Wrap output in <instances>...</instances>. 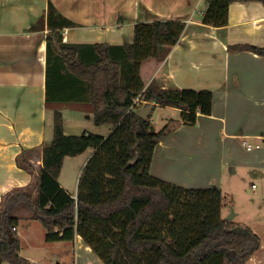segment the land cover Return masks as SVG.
<instances>
[{"label":"crops","instance_id":"obj_1","mask_svg":"<svg viewBox=\"0 0 264 264\" xmlns=\"http://www.w3.org/2000/svg\"><path fill=\"white\" fill-rule=\"evenodd\" d=\"M49 2L76 25L61 30L62 41L78 45L84 62L96 60L94 44L132 43L136 23L191 19L162 62L149 58L142 63L140 76L145 86L154 80L163 89L211 91V113L199 114L194 125H181L159 142L149 172L183 188L220 189L222 217L232 208L233 221L260 237L247 264H264V56L227 49L264 47V4L231 3L226 26L215 28L201 23L207 8L203 0H0V200L31 181L16 157L34 148L31 162L40 165L41 151L52 140L55 111L62 115L66 135L106 137L112 131L111 125H95L87 84L68 73L54 47H47ZM144 105L137 103L136 110ZM179 114L176 108L156 106L150 121L159 130ZM247 144L259 147L247 150ZM92 153L87 149L64 159L58 183L74 197ZM21 223L34 232L39 222L20 217L14 230L20 247ZM43 240L31 244L26 256L34 264H103L79 235L48 242L44 231Z\"/></svg>","mask_w":264,"mask_h":264},{"label":"trees","instance_id":"obj_2","mask_svg":"<svg viewBox=\"0 0 264 264\" xmlns=\"http://www.w3.org/2000/svg\"><path fill=\"white\" fill-rule=\"evenodd\" d=\"M203 1L207 8L201 23L215 28L226 26L231 3L264 4ZM46 23L47 47H54L68 73L87 84L95 125H111L112 131L106 137L66 135L62 115L55 111L52 140L41 151L40 165L35 168L31 162L36 149L21 151L16 165L31 181L0 200V264H34L19 255L20 240L13 228L20 209L41 224L46 241H72L79 235L103 264H247L260 247V237L248 225L222 217L220 189L183 188L149 172L155 146L212 109L209 90L163 89L154 80L145 86L140 76L145 60L162 62L178 43L185 23H136L132 43L92 45L97 55L93 62L79 58L78 45L62 41L61 30L76 25L50 2ZM227 49L264 56V47L238 44ZM137 96L144 104H154L146 120L130 108L131 98ZM156 106L178 109L180 119H170L156 130L150 122ZM87 149L93 153L74 197L61 188L58 178L64 159Z\"/></svg>","mask_w":264,"mask_h":264},{"label":"rangeland","instance_id":"obj_3","mask_svg":"<svg viewBox=\"0 0 264 264\" xmlns=\"http://www.w3.org/2000/svg\"><path fill=\"white\" fill-rule=\"evenodd\" d=\"M202 3H203L202 5H207L206 2H204V1ZM196 8L199 9V10H201V8H203V7L200 6V4H198ZM190 22H191V19L190 18H188V19H186L184 21V23H190ZM155 115H157V112L154 113V116ZM153 126H154V124H153ZM66 173L67 172H65V175H66ZM65 178L67 179V175H66ZM17 213L19 214L20 217H27L28 216L27 211H25L23 209H20ZM33 228H34V232H29V231H27V227H25L23 225V223L20 224V227H19V231L18 232L22 236V245H21V247L19 249V254L23 258H26V256H30V254L32 253V249H31L32 246H31V244L34 245V244H38L40 242L41 243H44V240H43L44 230H43L42 226L39 223H37L36 226L33 227ZM15 230H16V228H15ZM51 251H53V250H51ZM34 254H36V253H34ZM52 257L54 258V255H52ZM1 264H10V263H8V262H2Z\"/></svg>","mask_w":264,"mask_h":264},{"label":"water","instance_id":"obj_4","mask_svg":"<svg viewBox=\"0 0 264 264\" xmlns=\"http://www.w3.org/2000/svg\"><path fill=\"white\" fill-rule=\"evenodd\" d=\"M153 107H154L153 103L145 104L144 106H142L136 110V114L140 118L146 120V119H148L150 112L152 111ZM234 216H235V213H234L233 209L231 208L229 214L224 219L233 220Z\"/></svg>","mask_w":264,"mask_h":264},{"label":"built area","instance_id":"obj_5","mask_svg":"<svg viewBox=\"0 0 264 264\" xmlns=\"http://www.w3.org/2000/svg\"><path fill=\"white\" fill-rule=\"evenodd\" d=\"M131 102H132V105H131V109H133V110H136V108H137V103H140L141 102V100L139 99V96H137V97H135V98H131ZM254 147H259L258 145H255ZM252 145H250V144H247L246 145V149L247 150H251L252 148H254ZM13 230H15V228H13Z\"/></svg>","mask_w":264,"mask_h":264}]
</instances>
